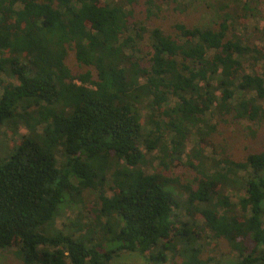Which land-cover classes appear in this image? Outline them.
<instances>
[{"label":"trees","instance_id":"16d2710c","mask_svg":"<svg viewBox=\"0 0 264 264\" xmlns=\"http://www.w3.org/2000/svg\"><path fill=\"white\" fill-rule=\"evenodd\" d=\"M216 2L211 25L165 12L157 26L156 0H0V74L17 80L2 85L0 124L28 131L0 158L6 259L264 264V27L238 29L262 3ZM192 134L202 148L183 162ZM62 206L76 216L58 228Z\"/></svg>","mask_w":264,"mask_h":264},{"label":"rangeland","instance_id":"374dc122","mask_svg":"<svg viewBox=\"0 0 264 264\" xmlns=\"http://www.w3.org/2000/svg\"><path fill=\"white\" fill-rule=\"evenodd\" d=\"M105 2H110V0H104ZM157 3L161 5V12L159 15L152 17L153 24L155 23L157 26H165L167 23V20L163 18V14L166 12L169 17L172 18V20H182L187 23L191 24H208L211 25V22L218 18V15L221 13L220 10L217 9V2L216 0H196L191 8H189L186 12L179 13L177 11H174L169 4L164 3V0H156ZM189 0H187L188 2ZM224 1V3L231 4V0H220ZM246 2L250 3L251 5H254L255 0H245ZM261 1V8L260 6H254L256 9H258L255 14V16L248 18L246 17L245 20H242L243 22L239 24V32L244 34L246 33H253L256 34L259 30L263 29L264 27V0ZM144 6V2L142 3ZM259 7V8H258ZM159 11V10H158ZM162 14V15H161ZM250 33V35H251ZM245 35V34H244ZM246 36V35H245ZM259 43V41H256ZM69 63H71V60H69ZM8 83H17V80L13 77H11L8 73H1L0 74V95L2 92V85L8 84ZM175 103V99L170 101V104L173 105ZM144 116L145 121L147 120L146 117L149 114L148 111L145 109L142 112ZM143 119V120H144ZM228 132L226 131V134L232 130L231 126H227ZM147 131V129H146ZM260 131H263L262 128ZM28 134L27 129L23 125H19L17 127H14L10 121H7L3 124H0V158H6V156L9 154L10 150L14 147L16 143L21 141L23 137H25ZM262 133H260L257 140H260L261 142L264 141V138L261 136ZM221 138L220 135H216L215 142L218 143V140ZM250 142H255L252 138L247 141H245V144ZM197 139V136L195 134H192V136H189L185 141V152L183 156L181 157V161L185 162L186 157L188 153H196L199 151L202 147H200ZM233 152L235 156L241 157L243 156V151L239 147H233ZM154 153V152H153ZM150 155V154H149ZM154 155V154H152ZM211 157V147H206L205 150L202 151V154L199 155V157L202 159L203 163L206 161V157ZM177 163H174V166H176ZM183 168V167H182ZM182 168L175 167L176 170H181ZM244 188L241 190L228 188L226 190V194L230 197L231 201H236L237 196L243 194ZM76 208L74 207H68V206H62L60 213L55 218V225L58 228H65L64 225H71V223H74L75 221V213ZM182 219H187L188 215L184 212H181ZM197 221H201L199 218ZM83 232V231H82ZM79 230H76V233H82ZM213 244H211L212 246ZM168 261L165 264H174L173 258L168 253ZM236 256L233 253H227L225 255V260H232ZM113 262L115 264H151L147 261L146 257L139 254L138 252H129V251H121L119 252ZM0 264H17V262L6 259L3 253L0 251Z\"/></svg>","mask_w":264,"mask_h":264}]
</instances>
